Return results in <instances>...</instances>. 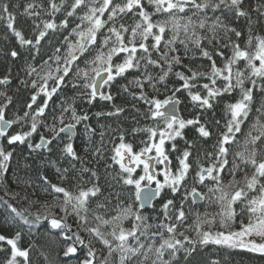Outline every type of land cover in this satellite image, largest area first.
<instances>
[{
    "label": "snow or ice",
    "instance_id": "1",
    "mask_svg": "<svg viewBox=\"0 0 264 264\" xmlns=\"http://www.w3.org/2000/svg\"><path fill=\"white\" fill-rule=\"evenodd\" d=\"M18 7L0 3V19L7 21V29L31 57L22 69L28 79L20 80L29 90V98L22 114L16 108L8 118L17 102L0 91V190L13 199L19 196L7 184L17 145L26 146L29 155L36 154L34 162L38 159L41 170L53 168L60 184L40 172L43 192L51 200L29 204H41L43 214L18 210L3 198L0 203L26 225L41 220L49 225L56 264H72L74 259L76 264H181V258L188 264L198 249L209 244L264 255V35L256 31L257 26H264V3L45 0V4H38L33 0L21 15L31 18L34 38H26L15 26L16 15L10 8ZM42 13L50 18L42 19ZM58 13L62 18L57 22ZM161 16L165 18H158ZM241 18L246 21V31L232 23ZM49 32L67 34L51 55L36 65ZM197 51L199 57L209 61L207 68L192 66ZM6 55L15 60L21 53L13 48ZM215 57L220 58L222 66L217 65ZM186 58L188 64L184 63ZM10 72L0 78V85H10ZM118 79L126 80L120 85L123 93L147 105L144 115L154 126L133 129L148 134L139 151L125 142L122 130L111 136L108 163L103 151L106 129H117L101 124L98 132L89 113L78 110L75 103L79 98L93 105L99 99L111 104L112 110L97 111V118L119 116L125 109L115 105L111 91ZM66 85L71 86L73 97L61 95ZM181 93L196 110L191 118L178 114ZM162 94L164 99L159 98ZM225 95L235 99L224 103L223 116L217 118L216 105ZM14 127L17 130L10 132ZM189 127L196 134L191 140L184 131ZM97 135L99 142L94 143ZM177 138L185 141L183 149L178 147ZM77 139L84 145L83 156L76 150ZM210 140L213 142L208 145ZM42 151L49 156L55 151L56 158L47 159ZM89 152L97 165L104 162L106 169L119 166L113 180L120 190L109 191L107 203L97 201L94 208L91 200L104 192L96 167H88ZM172 153H177L175 165ZM241 173L242 178L237 179ZM85 174H89L87 181ZM225 176L229 177L227 182ZM69 181L76 191L62 186ZM13 183L32 187L20 177ZM85 183L90 186L84 187ZM108 187L113 188L112 184ZM165 191L171 198L163 199ZM113 199L115 205L109 209ZM157 199L163 200L159 210L154 204ZM199 202L204 203V212H185L186 205L198 208ZM213 204L219 210L207 211ZM146 208L156 214L144 215L142 210ZM98 209L114 211L115 215L105 218ZM189 214L195 217L191 224L187 223ZM28 216H34V221ZM125 221L131 228L123 226ZM214 225L220 230L212 231ZM105 227L110 231H104ZM188 231H194L195 236L187 235ZM21 238L20 231L13 236L0 234V251L4 245L10 247L6 264H21V260L22 264H31V245L21 248ZM97 243L102 249L96 248ZM103 249L107 254L101 256L98 253ZM81 251L83 258L79 256Z\"/></svg>",
    "mask_w": 264,
    "mask_h": 264
},
{
    "label": "trees",
    "instance_id": "2",
    "mask_svg": "<svg viewBox=\"0 0 264 264\" xmlns=\"http://www.w3.org/2000/svg\"><path fill=\"white\" fill-rule=\"evenodd\" d=\"M29 2H33V0H0V3L19 4L18 8H10V11H13L14 14L16 15L15 26L18 29L24 31L26 38H34L32 36V30H31V25H32L31 18H27L21 15L24 6ZM57 2H59V0H57ZM69 2H71V0H69ZM252 2L264 3V0H249V3ZM35 3L45 4V0H35ZM37 10L39 11V9ZM149 10L151 11V9ZM208 15L209 17H211L212 13L209 12ZM217 15H219V13H217ZM41 18L49 19L50 17L42 13ZM61 18H62V13H58L57 22ZM158 18H165V17L161 16ZM253 19H255V14H253ZM76 22L78 23L79 21ZM209 23H211V20H209ZM232 23L238 29L246 31V27H245L246 21L243 18H241L240 20H233ZM198 31L201 30L198 29ZM256 31L259 32L261 35H264V26H257ZM66 34H67L66 32L63 33L49 32L48 37L44 41H42L41 55L35 61V64L39 65L42 59H47V56L51 55L53 51V47L58 45V42L63 39V35ZM49 40L52 42L51 44L48 42ZM241 43L243 44V41H241ZM189 47L191 48L192 45L190 44ZM205 47H207L206 42H205ZM13 48H15L17 51L21 53L20 57L15 60H13L9 55H6V53L10 52ZM181 54H182V49H181ZM191 55L192 53H189V56ZM196 57L197 58L195 59L192 66L196 67L198 65H202L205 68H207V66L209 65V61L199 57L198 51L196 52ZM215 59L217 61V65L222 66V61L220 60V58L215 57ZM26 62H31V57L29 56L28 52L19 46V44L15 40V37L7 29V21L0 19V78L4 77L5 75H9V69H11L10 72L11 83L10 85H0V91H5L8 95H12L14 97V100H16L17 102L16 106L13 107L11 110H9L8 118H12L13 113L16 111V108H20L22 114L23 105L29 98V90L26 89L20 83V80L28 79L27 77H25L24 72L22 70ZM184 63L188 64L189 60L186 58L184 60ZM242 66L243 65L241 64V67ZM132 75L133 74L130 73L129 78H131ZM125 83L126 80L118 79L111 89L115 97L114 100L115 105L125 109L124 112L121 113L119 116H113V117L101 116L97 118L94 115V113H96L97 111L107 112L112 110L111 104L105 101H100L99 99H97L93 105H89L87 104L86 101L80 100L79 98L76 99V103H75V106L77 107L78 110L82 109L83 111L89 113L91 117V123L97 127L98 132L100 131L99 125L101 124L105 126L110 125L112 129H117V132H111V129H106L107 134L105 136V144L103 151H104V158L108 163H111V160L109 158L112 155V147H113V144L109 142L111 136L118 135L119 130H122L125 134V142L131 143L133 145L134 150L139 151L140 148L144 146L142 142L148 139V134L142 131L133 132V129L154 126V122L152 120L145 118L144 114L147 111V105H145L143 102H137L135 100H132L127 93L122 92L120 85ZM17 89H19V92H17ZM161 92H163V89H161ZM61 95L73 97L75 94L71 86L66 85ZM179 95L182 100V103L178 105L180 116L184 119L191 118L193 115H195L196 110L192 108L191 102L185 97V94L181 93ZM159 98L164 99V95L163 94L160 95ZM55 99L58 100L59 98H55ZM234 99L235 97H229L227 95L223 97L221 102L217 104L215 108V115L217 118H221L223 116L222 109L224 103ZM133 105H135V107H133ZM209 115H211V113H209ZM50 119L51 117H49V120ZM162 126L163 125L161 124V127ZM16 130L17 128L14 127L13 129H10V132H14ZM184 131L186 138L189 140L193 139L194 136L196 135L194 129H192L191 127L186 128ZM38 139H39L38 136L35 137V140ZM99 139H100L99 135H97L94 138V143H98ZM213 139H215V137ZM212 142L213 141L210 140L207 142V144L211 145ZM116 143H119V141L116 140ZM176 143L178 147H180L181 149L185 147L184 140L177 138ZM75 146L77 152L83 156L84 145L82 144L81 139L76 140ZM170 146H171L170 143H168L169 148ZM41 155L47 159L56 158L55 151L51 156H49L47 152H43V151ZM176 155L177 153L171 154V158L173 160L174 165L176 163L175 160ZM35 156H36L35 153L29 155V151L26 148V146L24 145L15 146V155L13 160L11 161V168L7 173L8 176L7 184L10 190L18 192L19 196L13 199L10 196H5L4 191L0 190V198H3L4 200H8V202L11 203L18 210L26 208L28 209V213L36 214L39 212L43 214L44 209L41 207V204L46 200L50 201L51 197L46 196L43 192V188L45 186L43 185V182L39 179L40 172L43 171L44 175H46L49 178V180H51L53 183L60 184V181L57 179L55 170L53 168H44L43 170H41L37 166L38 159L34 162ZM87 159L91 161V163L88 164V167L90 168L93 166L96 167V170L100 176L99 184L104 192V195L91 200L90 206L94 208L97 201L107 203L105 201V196H107L109 191H112L113 189H115L116 191L120 190V186L116 184L115 181L113 180V177L119 171V166L113 165L112 168L106 169L104 162H101L97 165L96 160L92 158L90 152L87 154ZM26 164L32 166L30 168L25 167ZM88 176L89 174H85L84 176V179L86 181L88 180ZM242 176L243 173L239 174L236 178L241 179ZM17 177H20L22 181H27L31 183L32 187H28L27 184L25 183H21L19 185L13 183V181L16 180ZM228 179H229L228 176L224 177L225 182H227ZM210 183L211 182H209V184ZM109 184H112L113 186L112 189L108 187ZM62 186L68 188L70 191L77 190L73 188L71 181L64 183ZM83 186L89 187L90 184L85 183ZM200 190L207 191L206 188H201ZM33 192H35V195L32 194ZM24 197H27V199H24ZM168 198H171V194L165 191V193L163 194V199H168ZM37 200L40 201L41 204H31V205L29 204V201H37ZM190 201H191V197L189 198L188 203H190ZM162 202H163L162 199H157L156 201H154L157 210H159ZM114 205H115V200L113 199L112 204L109 205V209H111ZM177 206H179L178 197H177ZM184 210L186 213H191L192 211H197V210L202 213L205 211V207L203 202H199L198 208L190 209L186 205ZM218 210L219 208L215 204H213L211 207L207 209V211L209 212H217ZM53 211L56 210L53 209ZM97 211L103 214L105 218H109L115 215V212L111 210L105 211V209H98ZM142 212L144 215L156 214L155 212H153V209L151 208L143 209ZM28 213H25V215H28ZM28 219L30 221H34V216H28ZM194 219L195 217L189 214L187 223L191 224ZM123 226L125 228H131V223L125 221ZM48 228L49 225H47L43 220H41L38 223L33 222L31 225L24 224L18 217H15V214L12 213L10 209H7L6 205L0 203V234L6 236H13L17 231H20L22 233V238L19 241V246L21 248H28L31 245V249H30L31 264H56L57 262L56 246L52 242V237L48 234ZM205 229H207L206 225H205ZM103 230L110 231V227H105ZM218 230H220L218 225H214L212 231L215 232ZM186 234L192 237L195 236L194 231H188L186 232ZM95 246L97 249H102V245L98 243ZM98 254L101 256L106 255L107 250L103 249V251L99 252ZM83 255L84 253L83 251H81L79 254L80 258H83ZM9 257H10V247L4 245V250L0 251V264H6V260ZM45 257H47V259H45ZM113 259L114 260L117 259L115 254L113 256ZM212 261H216L217 264H264V255L248 252L243 249H228L226 247L209 244L207 246L198 249L197 252L188 261V264H211ZM21 264H22V260H21ZM72 264H76L75 259L72 261ZM181 264H184L182 258H181Z\"/></svg>",
    "mask_w": 264,
    "mask_h": 264
},
{
    "label": "water",
    "instance_id": "3",
    "mask_svg": "<svg viewBox=\"0 0 264 264\" xmlns=\"http://www.w3.org/2000/svg\"><path fill=\"white\" fill-rule=\"evenodd\" d=\"M178 107V106H177ZM178 114L180 115L179 111H178Z\"/></svg>",
    "mask_w": 264,
    "mask_h": 264
}]
</instances>
